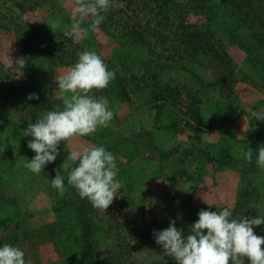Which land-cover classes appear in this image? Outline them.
Returning <instances> with one entry per match:
<instances>
[{"label": "rangeland", "instance_id": "1", "mask_svg": "<svg viewBox=\"0 0 264 264\" xmlns=\"http://www.w3.org/2000/svg\"><path fill=\"white\" fill-rule=\"evenodd\" d=\"M117 3L123 6L109 9L104 28L93 29L94 17L86 16L88 31L77 36L65 34L79 16L77 0H0V91L13 90L0 92V111L9 110L22 135L30 122L63 107L56 79L71 68L47 62L46 50L32 66L30 28H41L40 41H55L67 54L96 51L116 72L107 88L91 93L109 99L114 119L90 136L61 141L57 159L40 175L27 168L35 153L19 136L6 139L0 119V217H11L0 227V244L21 247L32 264H78L81 229L71 200L87 199L67 181L59 193L50 179L58 171L67 177L75 166L67 155L93 145L114 153L121 183L105 211L90 202L103 231L95 264L175 260L166 253L162 259L153 230L175 219L187 235L196 210L227 207L232 218L264 217V163L258 162L264 147V45L242 49L229 36L232 20L240 39L250 26H264V0L229 2L223 21L204 0H168L169 15L149 0ZM198 30L208 34L202 47L178 57L185 36ZM166 88L172 98L155 100L153 93ZM31 93L39 99L28 100ZM206 151L227 160L209 161ZM255 233L264 236V225ZM152 247L156 252L149 255Z\"/></svg>", "mask_w": 264, "mask_h": 264}, {"label": "clouds", "instance_id": "2", "mask_svg": "<svg viewBox=\"0 0 264 264\" xmlns=\"http://www.w3.org/2000/svg\"><path fill=\"white\" fill-rule=\"evenodd\" d=\"M74 10L78 18L70 26V32L77 36L86 35L88 29L83 26L86 16L94 17L91 27L99 28L106 19L105 13L111 7H122L117 0H77ZM23 61V60H22ZM22 75V73H21ZM116 78V72L110 70L104 59L92 50L79 53L76 63L59 79L63 107L56 106L30 122L23 130L28 148L35 155L27 160V168L40 175L48 164L59 155L61 141L95 133L100 127H106L114 119L115 112L105 96L96 97L92 90L108 87ZM28 100H38L37 93L29 94ZM247 158L252 159L249 149ZM67 159L74 162L67 182L79 194L89 200L98 209H107L121 189L118 179L119 168L112 151L103 146L93 145L81 151H73ZM258 162L264 163V147L259 149ZM51 185L59 193L66 191L65 177L58 172ZM264 225V217L232 218V212L223 208L219 212L212 207L201 209L198 219L190 226L189 234L176 226V220H170L167 228L153 230L156 244L163 252L175 259L176 264H264V236L255 233V227ZM0 264H32L26 259L25 251L8 243L0 244Z\"/></svg>", "mask_w": 264, "mask_h": 264}, {"label": "trees", "instance_id": "3", "mask_svg": "<svg viewBox=\"0 0 264 264\" xmlns=\"http://www.w3.org/2000/svg\"><path fill=\"white\" fill-rule=\"evenodd\" d=\"M150 2H152V4L156 5L159 8V12L163 15H169V7L167 5L168 0H149ZM207 3V7L210 9V12L215 15L216 17L220 18V20H225L226 15H227V9H228V5L229 2L230 3H236V1L239 0H220V2L216 3L215 0H204ZM218 1V0H217ZM106 19L103 22V24L101 25V28H104V26L107 24L108 20H109V15L108 12L105 13ZM222 18V19H221ZM235 19V18H234ZM217 20V18H216ZM222 20V21H223ZM218 22V21H216ZM242 22V21H241ZM238 23L237 20H232L229 24L231 32L229 33L230 39L239 47H241L242 49L249 47L251 45L253 46H263L264 45V26L261 29H256L255 26H250L249 27V31L243 36L241 37V39L238 37V35L235 33V31H233L234 28V24ZM243 23V22H242ZM245 24V23H244ZM248 19L246 22V25H248ZM194 28V27H193ZM229 29V27H228ZM235 29V28H234ZM261 30H263L261 32ZM260 31V32H259ZM27 35V39H28V44L27 49L28 52L30 51V54H32V58L28 57V62L31 63L32 66H35L37 64L38 61V56L40 53H42L43 51H48L46 53L47 56V62H52V64H56V65H65V66H73L77 59H78V55L76 54V52L71 53V54H67L63 49H61L59 46V43H56L55 41H52L50 44H43L42 41H40V37L43 34V31L41 28H30L29 31L26 33ZM208 35V34H207ZM206 34H201L199 32V30L194 33H189L185 36V41H182V43L185 44V49H183L182 51H180L179 49L176 50V55L178 57H183V53L185 52L186 54L189 53V50L192 51H197L199 48L202 47V37L206 38L207 37ZM143 37V36H142ZM253 52V51H251ZM27 52H25L26 54ZM59 53V54H58ZM218 56V55H217ZM208 58H211V55H207ZM212 60H215L214 58ZM216 77L219 78L218 75H216ZM221 80V77H220ZM225 82L223 83V85L221 87L227 88L230 86V82L229 80H224ZM12 85V84H11ZM1 88V86H0ZM167 90L164 89L163 91L160 92H154V96H155V100H160V99H164V95L168 97L172 98L173 93L171 92V90H167V93H165V91ZM231 90V87H230ZM3 92H13V90H9V89H5L2 90ZM0 91V92H2ZM0 96H2V94L0 93ZM103 96L102 94H98L96 93V97H100ZM5 106H2V109L0 111V119L3 122V126L7 129L6 131L3 132V135H5L6 139H15V136H19L20 139H22V142H24V144H28V141L26 139V137L24 135H22V133L20 132L17 123L14 121V119L11 117L9 110L5 109ZM184 113V111H183ZM192 112H189V114L191 116H193L191 114ZM187 114V113H186ZM195 117V116H193ZM192 117V118H193ZM9 128H11V132L8 133ZM21 136V137H20ZM206 153L208 154V160L209 161H218V163L222 162H226L227 157H224L223 159H212L213 155L212 153H208L206 151ZM164 156L166 155H161V158H164ZM215 158V157H214ZM58 173L61 175L60 171H58ZM57 174V173H56ZM67 181V177H65V182ZM72 207L76 213L77 216V220L79 222V227L81 229V233H80V243H81V247H80V256H79V261L78 264H95V259L93 257V252H95V250L97 251L101 246H100V237L99 235L97 236V234L100 232H103L100 225L94 220L93 218V214H92V207L90 205V201L86 200V201H80L77 197L76 198H72ZM193 211V210H192ZM200 210H196L195 215H196V219H193L192 217L190 219H192L191 221H189L191 224H193L197 219H198V212ZM10 216L8 217H0V227L1 226H5L6 223L10 220ZM189 223V224H190ZM158 245V244H157ZM159 246V245H158ZM160 248V247H159ZM158 248V249H159ZM162 249V248H161ZM148 251L149 255H154L156 250H154V247L150 248ZM163 254L162 259H168V256L165 255V252H163V250L161 251ZM152 264V262L150 263ZM157 264H176L175 260L172 261H168L166 263H164L163 260L159 261Z\"/></svg>", "mask_w": 264, "mask_h": 264}]
</instances>
